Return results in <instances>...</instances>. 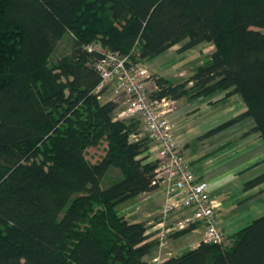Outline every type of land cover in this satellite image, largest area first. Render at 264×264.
<instances>
[{
    "label": "trees",
    "instance_id": "trees-1",
    "mask_svg": "<svg viewBox=\"0 0 264 264\" xmlns=\"http://www.w3.org/2000/svg\"><path fill=\"white\" fill-rule=\"evenodd\" d=\"M66 33L70 54L50 62ZM205 42L214 51L187 80L150 76V99L237 94L254 122L244 136L264 139V0H0V264H152L148 220L129 223L116 207L158 188V159L146 138L130 139L138 122L101 100V54L86 47L145 62ZM102 142L90 162L86 150ZM110 168L120 177L102 186ZM157 264H264V214L228 246L201 240Z\"/></svg>",
    "mask_w": 264,
    "mask_h": 264
},
{
    "label": "crops",
    "instance_id": "crops-1",
    "mask_svg": "<svg viewBox=\"0 0 264 264\" xmlns=\"http://www.w3.org/2000/svg\"><path fill=\"white\" fill-rule=\"evenodd\" d=\"M203 44L209 45L211 52L214 51L210 42ZM202 46L200 44L194 49H201ZM179 47L180 43L175 44L141 63L151 75L169 79L173 83L187 80L211 52L192 66L185 62L192 56L190 53L193 48L180 52ZM146 87L154 89L151 77L146 80ZM169 101L172 107L165 116L174 126L178 146L192 172L198 180L207 184V191L216 203L218 225L225 234L226 242L223 245L228 246L239 230L264 214V182L244 188L247 182L264 173V139L258 133L244 136L254 122L251 117H241L245 107L237 94L224 97V91H215L200 97L191 98L187 95ZM231 120L233 122L230 124ZM219 126L222 128L216 129ZM147 154L151 159L157 158L154 143ZM173 204L176 202L169 200L163 189L158 187L120 203L116 210L129 223L148 220L147 232L153 233L155 237L157 232H161L160 227L170 226L190 214L189 208ZM169 205L170 209L157 217L156 214ZM194 224L193 229L179 237H170L168 234L159 260L152 264L195 248L202 239L205 226L202 222ZM160 248L158 245L143 260L150 257L156 260L155 252Z\"/></svg>",
    "mask_w": 264,
    "mask_h": 264
},
{
    "label": "built area",
    "instance_id": "built-area-1",
    "mask_svg": "<svg viewBox=\"0 0 264 264\" xmlns=\"http://www.w3.org/2000/svg\"><path fill=\"white\" fill-rule=\"evenodd\" d=\"M86 48L88 51L97 50L101 54V58L94 64L100 74L96 91L112 92L113 97L109 99L127 106L118 116H140L145 132L154 140L158 159V187L163 189L169 200L176 202L174 206L190 209L188 216L161 230L159 247L165 246L164 238L167 233L185 229L195 222L204 223L201 240L222 243L225 234L218 225L216 203L207 191V184L198 180L192 172L178 146L174 126L165 116L172 107L170 99H150L146 89V80L150 77L148 69L139 60L132 59L131 54L108 50L97 43ZM170 206H166L162 213H166Z\"/></svg>",
    "mask_w": 264,
    "mask_h": 264
},
{
    "label": "rangeland",
    "instance_id": "rangeland-1",
    "mask_svg": "<svg viewBox=\"0 0 264 264\" xmlns=\"http://www.w3.org/2000/svg\"><path fill=\"white\" fill-rule=\"evenodd\" d=\"M71 44H72V38L71 36L66 33L63 35V37L58 41L57 45H56V48L54 49V51L51 53L50 55V62H55L57 58H59L60 56L62 55H69L70 54V51H71ZM202 48L201 49H194L191 51V57L185 62V63H188L189 64L191 63L192 66H195L197 65L198 61L199 60H202L204 58H206V56L208 55V53L211 52V49L209 47V45L207 44H202ZM193 52V53H192ZM149 74L151 75L150 71H148ZM150 78V77H149ZM146 89L148 90V92L150 91V88L146 87ZM104 95L103 97L101 98V100H107L109 98H112L113 97V93L110 92L109 90H105L104 91ZM118 104V108H117V118H133L134 120H136L138 122V135H132L131 136V140H134L135 138H146L150 145L152 143H154V140L151 139L147 133L145 132L144 128H143V122H142V119L140 118V116L138 115H129V116H122V117H119L118 114L121 110L125 109L127 106L125 104H123L122 102H117ZM155 144V143H154ZM105 149H106V143L105 142H102L100 143L98 146L96 147H90L86 150V158L90 161V162H97L101 159V157L103 155H105ZM120 177V172L115 169V168H110L106 174L104 175L103 179L101 180V184L102 186H107L111 183H113L114 181H117V179ZM159 214H161V216H163L162 212L156 214L157 217H160ZM157 217H155V220H157ZM161 230L165 229L166 227H160ZM163 228V229H162ZM160 230V231H161ZM168 234H171V233H167L165 238H164V241H165V244L167 243L168 241ZM155 239H157L159 241V238H160V232L156 233L155 234ZM225 239L223 240L222 243H225ZM164 249V247L160 248V250H157V252H155V256L154 258L156 257V260H154L152 257L150 258H147L145 259L146 262L148 263H152V262H156L158 261V257L162 254V250Z\"/></svg>",
    "mask_w": 264,
    "mask_h": 264
}]
</instances>
